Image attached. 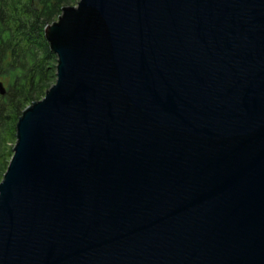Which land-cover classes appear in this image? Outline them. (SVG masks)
Listing matches in <instances>:
<instances>
[{"label":"water","instance_id":"1","mask_svg":"<svg viewBox=\"0 0 264 264\" xmlns=\"http://www.w3.org/2000/svg\"><path fill=\"white\" fill-rule=\"evenodd\" d=\"M44 35L0 264H264V0H79Z\"/></svg>","mask_w":264,"mask_h":264},{"label":"trees","instance_id":"2","mask_svg":"<svg viewBox=\"0 0 264 264\" xmlns=\"http://www.w3.org/2000/svg\"><path fill=\"white\" fill-rule=\"evenodd\" d=\"M79 0H0V177L11 156L3 149L16 137L23 110L42 99L56 81L57 56L44 30L64 7ZM8 147V146H7ZM9 155V156H8Z\"/></svg>","mask_w":264,"mask_h":264},{"label":"rangeland","instance_id":"3","mask_svg":"<svg viewBox=\"0 0 264 264\" xmlns=\"http://www.w3.org/2000/svg\"><path fill=\"white\" fill-rule=\"evenodd\" d=\"M16 132V131H15ZM16 134V133H15ZM16 140H17V138L16 137H14V138H11L9 141H8V144L5 146V148L3 149V153L6 155V154H8L9 152H10V150L12 149V152H13V148H14V146H15V144H16ZM8 146V147H7ZM12 155H13V153L11 154V156L9 157V159L7 160L8 162H7V167H5L6 169H5V171H3V173H1V177H0V182L3 180V177H4V174H5V172H6V170H7V168H8V165H9V163H10V160H11V158H12ZM9 156V155H8Z\"/></svg>","mask_w":264,"mask_h":264}]
</instances>
